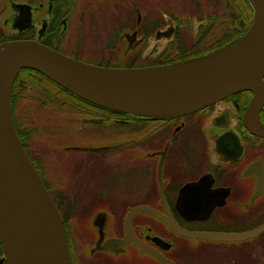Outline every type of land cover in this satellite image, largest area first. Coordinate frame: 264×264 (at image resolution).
I'll list each match as a JSON object with an SVG mask.
<instances>
[{
  "label": "flooded vegetation",
  "instance_id": "af4514ba",
  "mask_svg": "<svg viewBox=\"0 0 264 264\" xmlns=\"http://www.w3.org/2000/svg\"><path fill=\"white\" fill-rule=\"evenodd\" d=\"M255 21L248 0H0V45L35 41L97 67L153 68L223 51ZM42 76L22 70L12 103H29L35 129L17 130L20 140L69 199L72 264H264V136L245 122L253 91L147 118ZM40 128L58 138L42 151L28 140Z\"/></svg>",
  "mask_w": 264,
  "mask_h": 264
},
{
  "label": "water",
  "instance_id": "95a60500",
  "mask_svg": "<svg viewBox=\"0 0 264 264\" xmlns=\"http://www.w3.org/2000/svg\"><path fill=\"white\" fill-rule=\"evenodd\" d=\"M255 25L218 53L153 68H105L64 56L35 41L0 45V264H72L61 213L19 138L12 88L24 69L36 71L100 107L137 117H180L241 91L254 92L245 122L264 136V0H248ZM258 38L243 49L245 37Z\"/></svg>",
  "mask_w": 264,
  "mask_h": 264
},
{
  "label": "rangeland",
  "instance_id": "374dc122",
  "mask_svg": "<svg viewBox=\"0 0 264 264\" xmlns=\"http://www.w3.org/2000/svg\"><path fill=\"white\" fill-rule=\"evenodd\" d=\"M190 60H192V59H190ZM21 104H23V107L25 106V109L23 111L20 108ZM21 104L15 103L12 105L13 114H14V123H15L17 130H19L21 127L22 129H24L23 131H25L24 133L26 134L29 131V128H28L29 126H27V125H29V119H30L29 110L27 109V105H29V103L24 102ZM44 120H45V117L39 116V123L41 124V126H46ZM39 130H40L39 132L36 131V133H34L33 137L35 138V141H36L35 142L36 147H39L38 149H40L41 151H42V149L46 150V148L48 146L52 145L51 140H54V141L58 140V138L56 136H51V132H48V131L44 130L43 128H40ZM19 132H20V130H19ZM28 140H29V138H28ZM59 184H60V182H59ZM67 185H68L67 187H69L68 190H74V188L76 187L74 183H68ZM61 186H62V184H61ZM84 215L88 216V214H84ZM84 225L85 226H83V227L86 229H87V227L91 228V221L85 223Z\"/></svg>",
  "mask_w": 264,
  "mask_h": 264
},
{
  "label": "trees",
  "instance_id": "16d2710c",
  "mask_svg": "<svg viewBox=\"0 0 264 264\" xmlns=\"http://www.w3.org/2000/svg\"><path fill=\"white\" fill-rule=\"evenodd\" d=\"M230 45H232V44H230ZM230 45H228V46H230ZM227 46V47H228ZM227 47H225V48H227ZM42 75V74H41ZM44 79H49V78H47V77H45V76H42ZM50 81H52L51 79H49ZM52 82H54V81H52ZM55 83V82H54ZM55 84H57V83H55ZM58 85V84H57ZM60 86V85H59ZM61 87V86H60ZM67 91V90H66ZM69 92V91H68ZM13 104V103H12ZM119 113V112H118ZM32 118L30 117V119H29V124L30 123H32L33 124V122H32ZM35 128L34 127H32L31 129H29V134L31 133V131L32 130H34ZM20 133L21 134H23V135H25V131H23L24 129H22L21 127H20ZM18 130V131H19ZM32 134H33V131H32ZM33 136H30L29 137V139H31ZM24 146V145H23ZM41 167L43 168L44 166H43V163L41 162ZM43 174H45V173H42V175ZM44 183H45V186L47 187V189H48V191H49V193L51 194V196H52V198H53V200H54V202L56 203V205H57V207H58V209H59V211L61 212V206H62V204L64 203V198H67L65 195H64V192L63 191H60V184L58 183V182H55V181H53L52 182V180H50V178H48V179H46L45 181H44ZM68 199V198H67ZM69 200V199H68ZM61 216H62V218H63V221H64V224L67 222V218H68V216L69 215H66V214H64V213H62L61 212Z\"/></svg>",
  "mask_w": 264,
  "mask_h": 264
},
{
  "label": "bare ground",
  "instance_id": "6f19581e",
  "mask_svg": "<svg viewBox=\"0 0 264 264\" xmlns=\"http://www.w3.org/2000/svg\"><path fill=\"white\" fill-rule=\"evenodd\" d=\"M258 38V28L252 30L244 39V41L241 43V47L243 49L250 47L253 43L256 42Z\"/></svg>",
  "mask_w": 264,
  "mask_h": 264
}]
</instances>
